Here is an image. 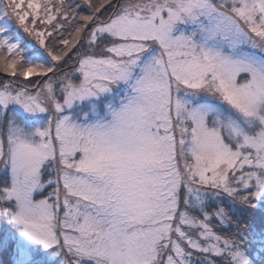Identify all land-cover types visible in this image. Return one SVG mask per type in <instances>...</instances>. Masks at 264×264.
Here are the masks:
<instances>
[{
	"label": "snow or ice",
	"instance_id": "1",
	"mask_svg": "<svg viewBox=\"0 0 264 264\" xmlns=\"http://www.w3.org/2000/svg\"><path fill=\"white\" fill-rule=\"evenodd\" d=\"M0 221L9 264H264V0H0Z\"/></svg>",
	"mask_w": 264,
	"mask_h": 264
},
{
	"label": "trees",
	"instance_id": "2",
	"mask_svg": "<svg viewBox=\"0 0 264 264\" xmlns=\"http://www.w3.org/2000/svg\"><path fill=\"white\" fill-rule=\"evenodd\" d=\"M25 42H27V38L25 37ZM249 216H254L257 224L259 223L261 211L259 209L256 210L254 213H249ZM10 256L7 253H0V264H9Z\"/></svg>",
	"mask_w": 264,
	"mask_h": 264
},
{
	"label": "rangeland",
	"instance_id": "3",
	"mask_svg": "<svg viewBox=\"0 0 264 264\" xmlns=\"http://www.w3.org/2000/svg\"><path fill=\"white\" fill-rule=\"evenodd\" d=\"M8 229L9 226L5 222L0 221V236H4L7 233Z\"/></svg>",
	"mask_w": 264,
	"mask_h": 264
}]
</instances>
